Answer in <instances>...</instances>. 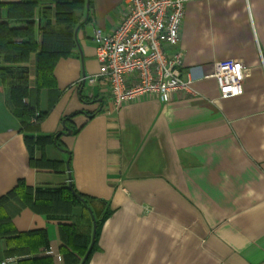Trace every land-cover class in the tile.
Returning a JSON list of instances; mask_svg holds the SVG:
<instances>
[{
	"label": "crops",
	"instance_id": "crops-1",
	"mask_svg": "<svg viewBox=\"0 0 264 264\" xmlns=\"http://www.w3.org/2000/svg\"><path fill=\"white\" fill-rule=\"evenodd\" d=\"M24 1L35 4L38 40L42 9L56 26L58 4H71L75 46L56 63L55 84L37 89L36 53L19 65L29 69L27 101L47 112L38 132L61 133L65 125L74 132L57 139L70 156L54 143L34 151L38 159L62 160V169L35 167L0 72V197L20 180L62 186L71 176L98 210L104 204L111 211L88 264H264V0L189 1L177 49L199 95L121 105L104 81L81 80L99 72L94 30L117 27L122 0H0V17L8 18L7 4ZM225 59L245 69L242 95L220 97L212 74ZM62 223L70 221L29 207L12 215L19 234L47 231L62 256L48 255L52 264H66ZM34 240L1 239L0 264L11 249L47 256ZM10 258L16 260L5 264H39Z\"/></svg>",
	"mask_w": 264,
	"mask_h": 264
},
{
	"label": "trees",
	"instance_id": "trees-1",
	"mask_svg": "<svg viewBox=\"0 0 264 264\" xmlns=\"http://www.w3.org/2000/svg\"><path fill=\"white\" fill-rule=\"evenodd\" d=\"M7 7L8 18L0 17V72L7 88L8 102L22 124V131L25 134L33 165L38 168L59 170L63 168L61 167L64 163L62 160L48 159L45 156L38 159L34 156L36 148H44L51 143L60 147V141L56 143L54 141L59 133L38 132L40 122L46 117L47 112H41L27 101L30 95L29 69L19 64L27 63L31 53H36L37 89L55 84L53 69L56 63L59 59L71 55L75 46L72 7L66 2L58 4L56 26H52L49 10L42 9L46 22L40 26L42 30L40 40L37 39L35 33L34 2H15L7 4ZM11 23L23 25L12 26ZM96 202L95 197L79 192L74 183L72 190L69 185L32 187L20 180L17 186L0 197V240L30 236L35 239L33 242L39 241L44 249L50 247L46 230L19 234L14 229L13 213L18 212L22 207H29L37 213L46 215L49 219L70 221V223L61 224V237L66 246L64 258L66 264H81L92 242L94 221L90 209L98 225L92 252L97 247L101 225L111 212L109 206L104 204L98 210V206H95ZM77 208L81 211L76 212ZM25 249L31 251L28 248ZM25 249L8 250L7 257L10 258L17 253V260L20 262L33 261L39 264H52L51 256H33ZM92 252L84 264H88ZM80 256H82L81 261Z\"/></svg>",
	"mask_w": 264,
	"mask_h": 264
},
{
	"label": "built area",
	"instance_id": "built-area-1",
	"mask_svg": "<svg viewBox=\"0 0 264 264\" xmlns=\"http://www.w3.org/2000/svg\"><path fill=\"white\" fill-rule=\"evenodd\" d=\"M189 1L122 0L117 27L110 32L94 30L99 72L81 81H104L116 105L142 98L168 103L176 93L198 96L195 78L182 69L184 53L177 49ZM212 76L221 98L243 94L245 69L235 59L217 62ZM44 252L62 260L52 246ZM15 260L8 258L3 263Z\"/></svg>",
	"mask_w": 264,
	"mask_h": 264
},
{
	"label": "water",
	"instance_id": "water-1",
	"mask_svg": "<svg viewBox=\"0 0 264 264\" xmlns=\"http://www.w3.org/2000/svg\"><path fill=\"white\" fill-rule=\"evenodd\" d=\"M66 121L64 120V123H65ZM73 129L72 128H69L68 126H66L65 125V130L64 131H62L61 133H59V134H57L56 136H55V143L57 142V139H58V137L61 135V134H66V135H69V134H73ZM60 149H62L64 152H68L69 153V150H67V149H65V148H61V147H59ZM69 159H68V161H67V169L70 171V165H69ZM70 174V173H69ZM70 176V175H69ZM69 187L73 190V183H72V181H71V176H70V180H69ZM90 213L92 214V218H93V221H94V229H93V234H92V242H91V245H90V247H89V249H88V251H87V253H86V255H85V257H84V259H83V261H82V263L81 264H84L85 263V261L87 260V258L89 257V254H90V252H91V250L93 249V247H94V244H95V240H96V234H97V222H96V220H95V216H94V214H93V212H92V210L90 209Z\"/></svg>",
	"mask_w": 264,
	"mask_h": 264
}]
</instances>
